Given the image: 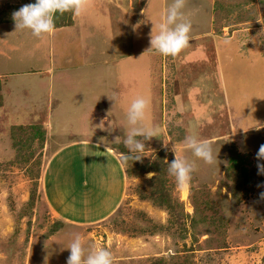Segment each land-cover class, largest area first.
Returning a JSON list of instances; mask_svg holds the SVG:
<instances>
[{
    "label": "rangeland",
    "instance_id": "374dc122",
    "mask_svg": "<svg viewBox=\"0 0 264 264\" xmlns=\"http://www.w3.org/2000/svg\"><path fill=\"white\" fill-rule=\"evenodd\" d=\"M33 1L0 0V14L6 11L3 15L13 19L15 11ZM132 1L135 5L139 1L146 10L145 14H138L141 19L138 25H130L127 20L121 25L113 21L112 25H85L82 27L84 38L91 44L105 33L106 37L113 38L112 43L106 41L107 53L109 49L120 56L138 46L139 57L161 62L159 52L150 47L153 22L157 26L162 22L173 0H152L149 5L147 0ZM108 6H112L108 14L113 18L121 15L116 10L118 5ZM182 11L185 20L198 33L191 39L188 52L183 50L180 54L181 71L177 74L180 92L172 94L171 100L160 91L161 100H156L161 102L159 111L163 110L159 124L166 131L158 125L159 136L155 139L137 137L145 143L144 152L137 153L143 156L138 161L125 159L128 150L124 143H114L116 151L112 149L123 164L126 186L118 206L102 221L64 226L54 231L58 217L53 215L43 195L46 168L51 170L62 162V169L70 166L68 159H73L70 156L67 160H54L55 152L62 143L80 135L74 126L87 119L75 117L74 110L68 109L66 120L60 117L58 108L48 117L43 104L46 97L43 76L22 73L9 79L15 95L22 88L19 107L15 106L11 94L9 97L4 92L7 84L1 80L0 90L4 94L0 93V264H67L70 255L67 247L77 233L83 237L86 248L95 246L111 251L114 264H264V198H261L264 174H258L257 168L264 161L256 159L260 145L264 144V0H185ZM124 13L121 18L133 17ZM92 22L97 23L95 19ZM2 35L8 40L6 46L19 44V49L9 53L11 70L19 66L22 72L26 71V67L35 64V56L42 48L48 50L36 47L39 40L29 29H17L13 25L6 30L3 26L0 39ZM47 47H51L50 43ZM5 61L0 55V71L7 68ZM54 118L55 131L48 123ZM60 120L66 131L60 126ZM88 126L93 129L96 125ZM32 127L43 130L44 141L27 140L22 146V140L34 132ZM105 128L111 131L102 134L112 139V128L109 124ZM12 133L18 140L15 146ZM90 134L87 133V138L93 139ZM193 134L211 143L216 157L214 164L204 163L186 148L185 137ZM173 145L177 155L193 163L195 168L190 186L185 190L177 187L175 177L169 173V164L175 159ZM231 145L248 155L246 167L252 184L237 188L226 176L224 166ZM22 158L27 163L23 164ZM153 163L168 164L166 185L181 206L184 225L171 223L168 211L157 204L152 192V179L157 172L142 169ZM149 173H154L151 179ZM32 193L37 199L30 205Z\"/></svg>",
    "mask_w": 264,
    "mask_h": 264
},
{
    "label": "crops",
    "instance_id": "0c3cea01",
    "mask_svg": "<svg viewBox=\"0 0 264 264\" xmlns=\"http://www.w3.org/2000/svg\"><path fill=\"white\" fill-rule=\"evenodd\" d=\"M151 1L147 0V5ZM110 3L119 6L116 10H119L121 15L113 18L108 14L112 7L108 6ZM141 6L139 1L135 5L132 0H94L93 6L84 14L80 16L72 14L70 24L55 27L52 34L38 38L39 43L36 47L42 46L48 50L42 48L41 52L35 56V64L26 67V71L23 72V68L19 66L18 69L11 70V62H9L12 60L9 53H13L15 48L19 49V44L14 47L6 46L8 40L1 36L0 41L4 39V43L0 44V55L6 58L4 64H7V68L0 71V82L1 80L6 82L7 87L4 92H7L9 97L12 96L16 107H19L17 103L22 100V88L18 90L16 96L9 87V79L15 75L22 76V73L32 77L38 75L40 76L38 78L43 76L46 80L43 83L44 94H46V97L43 94V104L47 108L48 117H52V111L58 108L61 110L60 117L66 118L65 112L68 114V109H72L75 117L87 119L81 125L74 126L80 135L65 144L62 143L54 154V160L55 158L67 160V157L73 156L72 160L68 159L70 166L68 164L61 169L62 162H60L51 170L46 168L47 174H44L46 182L44 200L53 211V215L65 222L62 228L102 221L120 203V198L124 195L126 178L124 167L122 169L123 164L115 152L114 139L120 137L121 142L125 139L123 127L127 125L126 109L130 101L136 96L147 97L150 100L148 123L157 127L161 125L158 119L163 117V110L159 111L161 102L156 101L157 98L161 100L160 91L172 100L174 99L172 94L179 93L181 90V83L177 76L181 71V55L172 58L156 52L161 55V62H159V59L139 57L141 50L136 46L135 50L130 48L128 53L117 56L109 49L107 53L105 45L112 43L113 38L106 37L105 33L91 44H87L84 38L85 33L82 27L85 25H106V23L112 25V21L115 25H121L124 20H127L130 25H138L141 21L138 14L143 15L146 12ZM123 12L132 14L133 17L129 20L127 16L126 19L121 18ZM93 14L94 17H92ZM92 19H95L97 23L94 24ZM13 25H16L13 19L0 22V27L6 26V30ZM195 33H198L197 28L192 29V38H196ZM107 40L110 42L106 43ZM48 43L51 45L50 48L47 47ZM152 50L156 51L154 48ZM185 50L187 53L188 49ZM238 55L242 58L246 57L241 53ZM156 71H158L157 76ZM107 81L111 84L108 85ZM158 85L162 87V90H158ZM163 89H166L165 92ZM25 90L30 92L29 89ZM4 92L0 90L1 95ZM108 96H114L116 104ZM164 99H166L165 96L163 101ZM101 121L112 128V139L109 137L106 139L102 134L106 130L97 127ZM60 122V126L66 131L67 127L61 120ZM48 123L51 130L55 131V118ZM88 125L96 126L91 129ZM161 126L165 130L164 125ZM88 132L92 133L93 139L87 138ZM105 143L109 146L108 151H106ZM56 168L60 169L57 171ZM68 191L72 193L69 194ZM75 191L79 193V196ZM77 196L79 199L76 203ZM89 197L91 199H88Z\"/></svg>",
    "mask_w": 264,
    "mask_h": 264
},
{
    "label": "clouds",
    "instance_id": "9594fccd",
    "mask_svg": "<svg viewBox=\"0 0 264 264\" xmlns=\"http://www.w3.org/2000/svg\"><path fill=\"white\" fill-rule=\"evenodd\" d=\"M93 3L94 0H36V3L24 5L12 16L17 29H29L35 37L43 38L54 32V18L57 13L62 15L65 12H71L74 16H80L92 7ZM184 6L185 0H173L162 22L158 26L153 22L154 28L150 39L151 49H156L163 56L177 58L191 42L192 24L185 20L182 11ZM157 27L158 32L156 31ZM108 98L114 100L116 104L114 96H108ZM149 113L150 100L145 96H136L128 104L126 109L127 125L123 127L125 129L123 143L128 150L125 159L134 161L142 159L143 156L137 155V153L142 154L144 152L145 143L137 137H143V140H151L153 137L159 136V128L148 123ZM97 127L111 131L110 128L105 129L104 121H101ZM119 141L120 137L114 139V142L118 143ZM184 143L193 156L199 160L208 165L215 163L216 157L210 142L199 140L193 134L186 136ZM105 147L108 151V144L105 143ZM172 151L175 152V159L169 164V173L175 177L177 187L185 190L190 186L195 168L193 163L177 155L175 145H173ZM256 159L257 161H264V144L260 145ZM257 168L258 174H264V163H258ZM153 176L154 173L148 174L149 179ZM261 198H264V193L261 194ZM67 249L70 250L67 264H114L111 251L95 246L86 248L83 237L78 233L74 234Z\"/></svg>",
    "mask_w": 264,
    "mask_h": 264
},
{
    "label": "trees",
    "instance_id": "16d2710c",
    "mask_svg": "<svg viewBox=\"0 0 264 264\" xmlns=\"http://www.w3.org/2000/svg\"><path fill=\"white\" fill-rule=\"evenodd\" d=\"M36 3V0L32 2ZM15 8V7H14ZM3 17L0 18L1 21L3 20H8V18L6 16H4L3 14H6V11H1ZM6 17V18H5ZM72 13L71 12H65L64 14H59L57 13L55 18H54V23H55V27H60V26H64V25H68L72 22ZM22 128V127H21ZM32 129H35L34 132H32L31 134H29V137H26L24 140H22V146L24 145V141L27 140H35L36 138H39V141H44V133L43 130L40 127H32ZM12 137L14 138V143L13 146H15V141L18 142V140H16V135H14V133H12ZM24 142V143H23ZM20 144V143H19ZM26 144V143H25ZM23 159V164L27 163L26 158H22ZM130 160V159H129ZM162 160V158H161ZM248 163V155L239 152V150L237 149V147L235 145H231L230 149H229V154H228V161L227 164H225L224 166V170L226 172V176L231 179V181H233L235 183V187L239 188V187H243L244 184L250 183L249 182V177H250V171L247 169L246 164ZM167 166L168 164L162 163V164H150V165H146L145 167H142V169L144 170H153L157 172V176L155 178H153V187H154V191H152L154 193L155 199L157 201V204L162 206V208L164 207L166 209V211H168L171 223H178L179 225H184L183 219L185 217L184 213L179 209V207L181 208L180 204L176 201L175 198L172 197L171 195V188L166 185V177H165V173L167 172ZM130 172V170H127ZM128 172V173H129ZM38 176V174H37ZM36 184V183H35ZM252 184V183H250ZM235 198H239L238 195L234 196ZM35 198L37 199V196L35 197V194L32 193L31 194V198L29 199V204L33 205ZM202 202V200H201ZM207 202V201H206ZM209 208L208 206H205V208ZM204 219V217H203ZM214 222V221H212ZM64 221L63 220H57V222L53 225L54 231L59 230L60 228H62V226L64 225Z\"/></svg>",
    "mask_w": 264,
    "mask_h": 264
}]
</instances>
